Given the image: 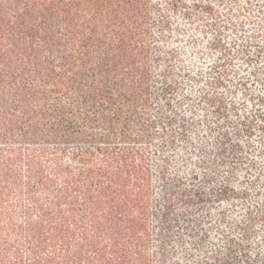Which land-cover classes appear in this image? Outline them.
<instances>
[{
    "label": "trees",
    "instance_id": "obj_1",
    "mask_svg": "<svg viewBox=\"0 0 264 264\" xmlns=\"http://www.w3.org/2000/svg\"><path fill=\"white\" fill-rule=\"evenodd\" d=\"M0 264H264V0H0Z\"/></svg>",
    "mask_w": 264,
    "mask_h": 264
}]
</instances>
